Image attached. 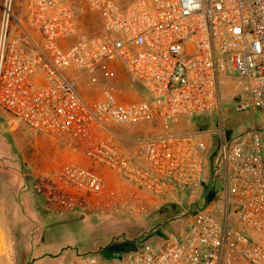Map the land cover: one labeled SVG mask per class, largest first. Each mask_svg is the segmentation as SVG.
<instances>
[{"label": "built area", "instance_id": "obj_1", "mask_svg": "<svg viewBox=\"0 0 264 264\" xmlns=\"http://www.w3.org/2000/svg\"><path fill=\"white\" fill-rule=\"evenodd\" d=\"M83 1L102 19L99 29L80 31L69 0H22L18 8L0 0V108L77 155L60 159L42 183L50 187L46 199L57 208L79 199L133 214L144 209L143 195L198 191L209 168L204 137L213 133L223 218L207 203L189 215L180 238L145 244L119 264H264V145L255 131L240 152L229 151L223 124L123 133L221 111V84L231 74L246 95L236 110L264 111V0ZM108 60L122 63L144 99L123 101L107 87L84 99L66 76ZM113 179L122 184L112 187ZM70 264L99 262L79 255Z\"/></svg>", "mask_w": 264, "mask_h": 264}, {"label": "rangeland", "instance_id": "obj_2", "mask_svg": "<svg viewBox=\"0 0 264 264\" xmlns=\"http://www.w3.org/2000/svg\"><path fill=\"white\" fill-rule=\"evenodd\" d=\"M14 1L15 7L18 8L22 0ZM69 1L75 8L80 31H94L102 26V19L88 12L83 0ZM116 1L125 3L131 0ZM66 76L75 81L84 99L98 98L104 87L111 89L123 101L145 98L140 85L118 60L105 61L90 73L66 71ZM221 95V111L214 110L201 116L205 117V127L200 129L216 131L223 124L231 152L250 148L253 144V131L264 145V111L252 113L248 110H236V107L245 101L246 95L243 89L237 86L234 74L223 79ZM201 117L195 121H200ZM191 127L189 119L181 117L174 122L154 121L132 126L123 129V133L129 137L148 136L165 131H184ZM204 139L209 145L210 155L217 168L215 171L210 168L204 170L206 180L198 191L175 193L164 198L143 195L144 209L133 214L108 212L91 201L87 203L79 199L57 208L46 199L50 187L42 183L50 182L52 172L60 159H76L77 155L66 145L37 133L0 108V169L7 167L12 170L16 198L23 202L30 194H34L45 201V209L53 213L41 219V226L46 230V246L49 247V239L54 240L52 245L55 255L45 258L42 264H70L79 255H93L99 264H119L145 244L167 239L176 240L187 233L189 215L205 206L203 192L207 184L217 191V195L213 193L216 197L208 201V208L221 220L224 215V201L220 195L219 142L213 133H208ZM78 161L85 163L81 159ZM43 177L46 182H42ZM112 182V187L122 184L116 179ZM0 194L4 196V190L0 191ZM241 230L250 236L248 229L241 227ZM125 244L133 246L124 251ZM105 248L107 251H114L116 248L120 250L114 252V257L105 259L101 255ZM39 251L41 250L34 249L32 254Z\"/></svg>", "mask_w": 264, "mask_h": 264}, {"label": "crops", "instance_id": "obj_3", "mask_svg": "<svg viewBox=\"0 0 264 264\" xmlns=\"http://www.w3.org/2000/svg\"><path fill=\"white\" fill-rule=\"evenodd\" d=\"M11 171L0 169V191L5 193L0 194V264H42L55 255L54 240L46 246V230L41 226V219L53 213L34 194L23 202L16 198ZM34 249L41 251L32 254Z\"/></svg>", "mask_w": 264, "mask_h": 264}, {"label": "trees", "instance_id": "obj_4", "mask_svg": "<svg viewBox=\"0 0 264 264\" xmlns=\"http://www.w3.org/2000/svg\"><path fill=\"white\" fill-rule=\"evenodd\" d=\"M196 118H199V117H194V118L189 119L190 122H191L192 127L190 129H188V130H201L200 129L201 127H205V121H204L205 117H201L200 121H198V120L195 121ZM208 165H209L210 170L214 171V168H215L214 166L215 165H214L213 157L211 155H209V157H208ZM209 189L210 188L208 187L203 192V197L205 198V205L213 197V193H209V191H210ZM125 245L126 246H124V247L121 246V247L124 248L123 249L124 251H127L128 249H130V247L133 246L132 244H125ZM117 250H120V248H116V250H114V251H107V249L105 248V249L102 250L101 255L105 259H110V258L114 257V255H115L114 252H116Z\"/></svg>", "mask_w": 264, "mask_h": 264}]
</instances>
